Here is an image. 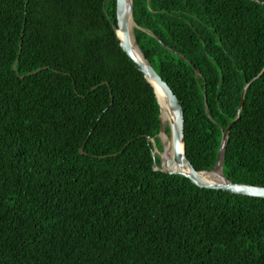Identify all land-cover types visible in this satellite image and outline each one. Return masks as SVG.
Masks as SVG:
<instances>
[{
  "label": "trees",
  "instance_id": "trees-1",
  "mask_svg": "<svg viewBox=\"0 0 264 264\" xmlns=\"http://www.w3.org/2000/svg\"><path fill=\"white\" fill-rule=\"evenodd\" d=\"M262 2L132 0V33L197 171L244 90L222 172L264 186ZM113 25L115 0H0V264H264L263 198L152 168L159 105Z\"/></svg>",
  "mask_w": 264,
  "mask_h": 264
},
{
  "label": "water",
  "instance_id": "water-1",
  "mask_svg": "<svg viewBox=\"0 0 264 264\" xmlns=\"http://www.w3.org/2000/svg\"><path fill=\"white\" fill-rule=\"evenodd\" d=\"M262 3L264 4V2ZM115 18H116V25H113V29L116 34L117 40L119 42V46L131 59L135 67L142 72L144 78L152 86L155 96L157 98V102L159 105V120H160L159 132L157 133V136H161V133H165L164 131L165 125L162 123L161 113H163L164 117L168 120L169 133L168 134L165 133V134L167 135L168 138L170 139L172 138L173 151H170V153L165 154L168 147L164 146L162 142H161L162 149L158 150L154 139L149 137V141L151 142L152 145V150H151L152 157L154 158L155 153L157 152L159 158V164H157L156 161L153 159L152 168L160 172H164L168 174H178L183 177H187L192 183H194L196 186L199 187L212 188V189L222 190L231 194L253 196L264 199V186L233 182L229 180L222 172V162L228 140L229 130L232 124L238 118L239 110L241 109L243 103L244 90L241 93V100L237 108V115L222 130L216 160L212 169L197 171L192 166V164L185 155V148L183 141V117H182V109L179 101L177 100L176 96L174 95L169 85L157 74V72L153 69L151 64L146 60L143 53L137 46V43L135 42V45L137 46L138 50L141 53V58L130 47L129 33H128L130 20L133 23V25L136 26L132 18V0H115ZM117 28L119 29L121 36L117 35L116 32ZM19 50H20V45H19ZM17 58L18 56L16 57L13 63V69L16 66ZM38 70L39 69L30 71L27 74L36 72ZM260 74L261 72H259L256 77H258ZM157 93H159L160 97L162 98L163 107H161V104L157 97ZM79 151L82 153L83 148L80 147ZM201 172H213L219 176V179L209 181L205 178H202L199 175V173Z\"/></svg>",
  "mask_w": 264,
  "mask_h": 264
},
{
  "label": "bare ground",
  "instance_id": "bare-ground-1",
  "mask_svg": "<svg viewBox=\"0 0 264 264\" xmlns=\"http://www.w3.org/2000/svg\"><path fill=\"white\" fill-rule=\"evenodd\" d=\"M132 26H133V23L130 20V22H129V29H128V33H129V44H130V47L136 52V54L141 58V53L138 50L137 46L135 45V41H134V38H133ZM116 32H117V35L118 36H121L120 31H119L118 28L116 29ZM157 97H158V100H159V102L161 104V107H163L162 98L160 97V94L159 93H157ZM161 120H162V123L164 125H166V124L168 125V120L164 117L163 113H161ZM160 139H161L162 143L164 144V146H167L168 147L167 150H166V152H165V154L170 153V151H173L172 138L170 139V138L167 137V135L165 133H161ZM180 147H181V144H180ZM199 175L202 178H205V179H207L209 181L219 179V176L217 174L213 173V172H201V173H199Z\"/></svg>",
  "mask_w": 264,
  "mask_h": 264
},
{
  "label": "rangeland",
  "instance_id": "rangeland-1",
  "mask_svg": "<svg viewBox=\"0 0 264 264\" xmlns=\"http://www.w3.org/2000/svg\"><path fill=\"white\" fill-rule=\"evenodd\" d=\"M133 27H134V25L132 26V28H133ZM133 38H134V37H133ZM167 126H168V125H167ZM158 139H159V141H160V143H161L162 141H161V139H160V136L158 137ZM155 156H158V153H157V152L155 153Z\"/></svg>",
  "mask_w": 264,
  "mask_h": 264
}]
</instances>
